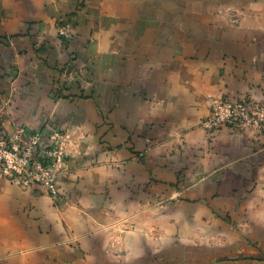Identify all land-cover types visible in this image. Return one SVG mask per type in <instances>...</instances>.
Returning a JSON list of instances; mask_svg holds the SVG:
<instances>
[{
  "label": "crops",
  "instance_id": "0c3cea01",
  "mask_svg": "<svg viewBox=\"0 0 264 264\" xmlns=\"http://www.w3.org/2000/svg\"><path fill=\"white\" fill-rule=\"evenodd\" d=\"M238 95L264 0H0L2 125L71 132L55 200L0 177V264H264V128L202 126Z\"/></svg>",
  "mask_w": 264,
  "mask_h": 264
},
{
  "label": "built area",
  "instance_id": "2783aa9c",
  "mask_svg": "<svg viewBox=\"0 0 264 264\" xmlns=\"http://www.w3.org/2000/svg\"><path fill=\"white\" fill-rule=\"evenodd\" d=\"M57 34L63 41L71 39L70 24L63 18L58 20ZM1 115L0 111V177L23 189L39 185L55 200L71 132L59 127L43 131L24 124L6 127ZM202 126L206 130L228 126L260 131L264 128V103L248 95L214 98Z\"/></svg>",
  "mask_w": 264,
  "mask_h": 264
}]
</instances>
